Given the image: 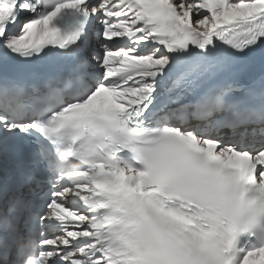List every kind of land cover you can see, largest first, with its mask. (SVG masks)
<instances>
[{
  "label": "snow or ice",
  "instance_id": "snow-or-ice-1",
  "mask_svg": "<svg viewBox=\"0 0 264 264\" xmlns=\"http://www.w3.org/2000/svg\"><path fill=\"white\" fill-rule=\"evenodd\" d=\"M0 264H264V0H0Z\"/></svg>",
  "mask_w": 264,
  "mask_h": 264
}]
</instances>
